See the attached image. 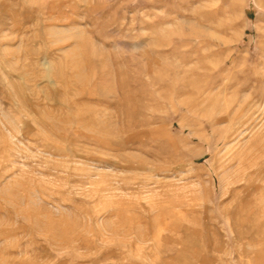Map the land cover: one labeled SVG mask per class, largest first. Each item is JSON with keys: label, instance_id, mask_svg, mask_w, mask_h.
Listing matches in <instances>:
<instances>
[{"label": "rangeland", "instance_id": "1", "mask_svg": "<svg viewBox=\"0 0 264 264\" xmlns=\"http://www.w3.org/2000/svg\"><path fill=\"white\" fill-rule=\"evenodd\" d=\"M0 264H264V0H0Z\"/></svg>", "mask_w": 264, "mask_h": 264}, {"label": "bare ground", "instance_id": "2", "mask_svg": "<svg viewBox=\"0 0 264 264\" xmlns=\"http://www.w3.org/2000/svg\"><path fill=\"white\" fill-rule=\"evenodd\" d=\"M191 136L194 137V139H195V137H196L195 134H194L193 132H191ZM197 139H198V140H202L203 137H197ZM187 230H188V229H187Z\"/></svg>", "mask_w": 264, "mask_h": 264}]
</instances>
